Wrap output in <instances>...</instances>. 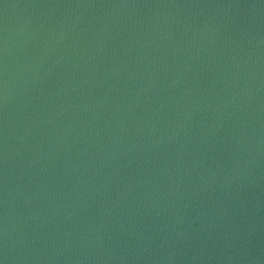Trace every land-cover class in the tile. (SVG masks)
<instances>
[{"label":"water","instance_id":"1","mask_svg":"<svg viewBox=\"0 0 264 264\" xmlns=\"http://www.w3.org/2000/svg\"><path fill=\"white\" fill-rule=\"evenodd\" d=\"M0 264H264V0H0Z\"/></svg>","mask_w":264,"mask_h":264}]
</instances>
